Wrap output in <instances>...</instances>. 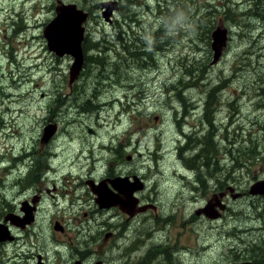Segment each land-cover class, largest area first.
<instances>
[{"label":"flooded vegetation","instance_id":"obj_1","mask_svg":"<svg viewBox=\"0 0 264 264\" xmlns=\"http://www.w3.org/2000/svg\"><path fill=\"white\" fill-rule=\"evenodd\" d=\"M185 1L191 13H169L182 0H155L118 15L136 2L115 0L99 16L114 40L90 29L94 6L64 2L88 13L71 81L74 55L57 54L44 33L57 4L31 26L26 5L38 0H0V81L6 70L22 80L29 47L49 52L67 81L33 142L0 154V264H264V194L250 192L264 181V92L250 95L232 66L216 74L236 37L264 35V0ZM217 29L226 45L215 62ZM184 43L195 48L187 63L169 61ZM110 50L122 64L99 65ZM126 61H137L131 75ZM216 195L218 218L203 212ZM238 201L256 221H237Z\"/></svg>","mask_w":264,"mask_h":264},{"label":"rangeland","instance_id":"obj_2","mask_svg":"<svg viewBox=\"0 0 264 264\" xmlns=\"http://www.w3.org/2000/svg\"><path fill=\"white\" fill-rule=\"evenodd\" d=\"M63 1H79L84 5H89L91 7L94 6L95 8L93 14L95 17L90 25V29L110 32L108 37H112V40H114L112 34L113 27L108 26L106 29L101 27V20H104L103 17H105L103 14L105 7L102 6V10L100 7L104 2H111L115 0ZM117 1L122 3V0ZM133 1L136 2V4L132 5L131 8H129V5L127 4L125 9L123 7L122 10L117 11L116 14H136L133 11H137L138 14H143L146 11V4L155 2V0ZM53 2L57 4V0H38V3L31 8L28 7L27 4L26 8L29 10L27 13L29 24L33 26L38 20L40 23H43L49 18L51 19L54 14L53 12L51 13L50 6ZM229 5L232 6V0H229ZM192 8V5H187L188 13H191L189 10ZM202 8L205 9L206 7L204 6ZM99 16H101L102 19L99 18ZM254 29H256V27H253L251 30ZM28 49H30V59L26 62L27 68L25 69L24 67L25 70L22 71V80H20L21 76L19 73L17 78L13 81L10 78V72L6 70L8 80L7 78H4L3 81H0V86L4 87L5 93L11 96L7 98L6 95L5 98L2 99L3 94H0V111H2V109L6 106L10 107V110L7 112L8 114L6 119L8 126L0 127V154L7 150L6 158L8 159H10L12 155V146H21L23 144L25 145L26 143L33 142L34 137L36 136L38 130L42 129V123L45 121L44 112L48 103L47 99L55 98V96L58 94L57 91H59L61 94L64 93L65 83L67 82L65 81V74L62 72V70L54 71L55 65H52L53 59L49 52L47 55L37 52L35 47H29ZM186 50L189 51L187 56L184 55ZM176 51H179V53L175 54L173 57H169V61L174 58L172 60L173 63H182L184 65L189 60L188 56L194 54L193 51H195V48L193 49L188 43H184V46L178 47ZM107 54L108 55L106 56L105 62L99 65L104 67L108 61L122 64L117 60L116 57L114 58V56H116V51H114V55L112 50H110ZM37 56L41 57L35 60L34 58ZM183 56L186 57L184 60L182 59ZM197 56H199V53ZM197 56H194V58H198ZM113 59L116 60L112 61ZM237 61L241 62V67H239L241 69L240 71H238V69L235 67ZM64 62L67 72V60ZM135 62L137 61H126L124 64L129 70L127 73L130 75L133 73V70H131L127 64ZM167 66L170 67L171 65L168 64ZM219 66L220 67L216 68V74L221 73L225 68L227 69L228 67L232 66L233 72L237 71L236 76L237 79H239L238 83L243 88H245L250 95L254 96L259 91L264 92V35L261 33L248 34L244 40L236 37L233 46L231 44ZM133 75L136 77L137 74L135 73ZM174 78L177 79L178 76H175ZM92 79H95V76ZM11 86L12 88L10 89L9 87ZM93 88H95L94 85H90L88 87L89 90H92ZM115 90L116 87L114 86L113 92H115ZM42 94H45V96H42ZM150 110L152 111L154 109L151 108ZM165 110L166 111L162 112H167V109ZM261 118L263 119V117ZM58 120L59 122L64 123L63 118ZM169 168L170 167H168V169ZM248 186H250V184H248ZM235 206L238 208L235 216L238 222L256 221L250 220V217L248 216V213H251L250 208L249 210H242V208L245 207L243 201L236 202ZM244 213H246V215Z\"/></svg>","mask_w":264,"mask_h":264},{"label":"water","instance_id":"obj_3","mask_svg":"<svg viewBox=\"0 0 264 264\" xmlns=\"http://www.w3.org/2000/svg\"><path fill=\"white\" fill-rule=\"evenodd\" d=\"M117 2H104V16L108 19L112 14L113 10L116 8ZM88 13L82 9H78L75 3H64L61 0L58 1L56 7V16L47 24L44 29L45 36L50 42V46L57 52L59 55L65 53H70L74 55L75 62L74 68L71 70V81L75 80L78 77V74L81 70L83 64V53L81 42L83 39L84 27L83 22L86 20ZM66 31L75 32V37H63L62 33ZM77 33V34H76ZM225 31L217 29L213 34V50L215 62H217L223 52L224 46L226 45V37L224 36ZM73 41V42H72ZM250 192L254 195L264 194V181H259L251 185ZM239 195V194H237ZM216 199V202L214 200ZM209 204L205 206L203 212H205L210 217L218 218L220 212H214V209L217 205H220V208L224 209L225 205L222 204V200L218 195H216ZM103 199H108L103 197ZM111 199V198H110ZM109 201H113L110 200Z\"/></svg>","mask_w":264,"mask_h":264},{"label":"trees","instance_id":"obj_4","mask_svg":"<svg viewBox=\"0 0 264 264\" xmlns=\"http://www.w3.org/2000/svg\"><path fill=\"white\" fill-rule=\"evenodd\" d=\"M178 1V0H177ZM183 2L181 3V5L177 4L176 5V10H171L170 12V6H168V10L170 14H175V13H187V2L185 0H182ZM179 3V2H177ZM255 5H256V0H255ZM181 11V12H180ZM256 12V11H255Z\"/></svg>","mask_w":264,"mask_h":264},{"label":"bare ground","instance_id":"obj_5","mask_svg":"<svg viewBox=\"0 0 264 264\" xmlns=\"http://www.w3.org/2000/svg\"><path fill=\"white\" fill-rule=\"evenodd\" d=\"M36 42V41H35ZM161 45V44H160ZM156 47H158L157 45H156ZM154 50V49H153ZM156 54H158V53H156ZM114 85V84H113ZM73 159V158H72Z\"/></svg>","mask_w":264,"mask_h":264}]
</instances>
